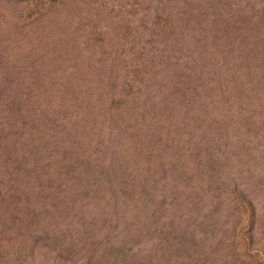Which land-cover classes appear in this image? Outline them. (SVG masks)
<instances>
[{
    "label": "rangeland",
    "instance_id": "obj_1",
    "mask_svg": "<svg viewBox=\"0 0 264 264\" xmlns=\"http://www.w3.org/2000/svg\"><path fill=\"white\" fill-rule=\"evenodd\" d=\"M0 264H264V0H0Z\"/></svg>",
    "mask_w": 264,
    "mask_h": 264
},
{
    "label": "trees",
    "instance_id": "obj_2",
    "mask_svg": "<svg viewBox=\"0 0 264 264\" xmlns=\"http://www.w3.org/2000/svg\"><path fill=\"white\" fill-rule=\"evenodd\" d=\"M164 8V7H163ZM172 11H167V10H163L161 13V16L157 13H154L153 15V20H152V24H156L157 26H159V22L162 20L163 24L167 21V19L169 18L168 13L169 12H177V10L171 9ZM158 23V24H157ZM139 84V83H138ZM122 88L120 90V92L118 94H112L109 98V105H110V109L114 110V111H120L121 108H129L135 105V100L138 98L139 94L142 92L141 88L139 85L136 84V82L134 80H129V79H125L123 80V85H121ZM129 99L132 100V103L129 105ZM70 104V103H68ZM73 105V103H71ZM198 108L195 106V104L188 110L183 112V118H182V122L185 123V118L189 115L188 113L191 114V112H193L194 110H197ZM188 112V113H187ZM77 113H79L81 115V113L78 111ZM43 117H46L45 115ZM198 119V118H197ZM196 119V120H197ZM53 123V121H52ZM62 148L64 151V154L70 155L71 151L70 149L65 146L64 144H61L59 141L57 142V145L54 146L53 148ZM36 150H37V146H35ZM64 159V157H63ZM239 230L236 231V233Z\"/></svg>",
    "mask_w": 264,
    "mask_h": 264
}]
</instances>
